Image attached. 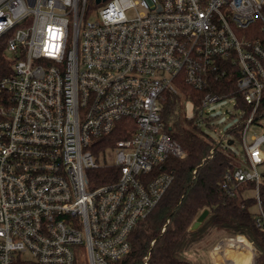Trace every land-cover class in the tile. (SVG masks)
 <instances>
[{"label":"built area","instance_id":"1","mask_svg":"<svg viewBox=\"0 0 264 264\" xmlns=\"http://www.w3.org/2000/svg\"><path fill=\"white\" fill-rule=\"evenodd\" d=\"M0 39V264L128 255L174 180L165 162L188 155L165 130V92L202 122L233 102L244 165L223 188L254 183L264 226V0H0ZM120 130L128 137L96 151ZM105 166L116 181L91 185Z\"/></svg>","mask_w":264,"mask_h":264},{"label":"trees","instance_id":"2","mask_svg":"<svg viewBox=\"0 0 264 264\" xmlns=\"http://www.w3.org/2000/svg\"><path fill=\"white\" fill-rule=\"evenodd\" d=\"M9 64L6 42L0 39V77L8 73ZM180 91L199 103L200 93L195 89L180 84ZM183 116L182 97L165 92L162 102L165 130L188 155L185 159L170 156L165 162L162 169L172 171L174 180L158 206L133 230L131 250L116 264H145L147 259V264H192L189 253L215 233L221 238L244 237L245 244L257 250L256 264H264V226L257 224V200L245 195L255 189V184H241L233 195L229 194L223 188L224 178L241 166V159L231 146L214 144L196 126H191L192 121L183 120ZM241 130L242 124L228 130L234 144L240 140ZM126 137L121 130L114 132L110 138L100 140L96 151ZM91 174L90 184L99 186L116 181L120 169L105 166L90 171ZM260 199L264 211V182L260 186ZM205 210H209V216L200 228L192 230ZM76 264L89 262L79 257Z\"/></svg>","mask_w":264,"mask_h":264},{"label":"rangeland","instance_id":"3","mask_svg":"<svg viewBox=\"0 0 264 264\" xmlns=\"http://www.w3.org/2000/svg\"><path fill=\"white\" fill-rule=\"evenodd\" d=\"M209 112L210 118L208 122H202L197 117H195V113L192 105H187L186 115L184 114L183 120H190V118H194L191 126H196L204 135L208 136L214 144L219 142H223V144H228V141L233 137L232 135H227L228 130L235 125L236 122V113L233 106V102H224L210 106L207 109ZM256 129V128H255ZM253 128V130H255ZM253 130L249 133V136L253 135ZM259 134L264 133V128H260ZM226 137V138H225ZM225 138V139H224ZM232 149L238 154L241 159V164L244 165V149L239 141H235V144L231 146ZM260 172L264 173V167L260 168ZM264 182V179H263ZM254 190H248L245 195L246 196H254ZM253 211L255 209L253 208ZM227 238H221L219 233H215L210 236L204 243L196 251H192L189 253L188 257L192 264H217L214 256L215 248L226 240ZM245 242V241H244ZM243 242V248L246 252L249 253L252 261L254 257V262L256 264L255 254L256 249L254 246H248ZM254 247V248H253ZM213 250V251H212ZM256 250V251H255ZM213 253H212V252ZM83 261L87 259L86 255L81 258ZM253 262V264H254Z\"/></svg>","mask_w":264,"mask_h":264},{"label":"bare ground","instance_id":"4","mask_svg":"<svg viewBox=\"0 0 264 264\" xmlns=\"http://www.w3.org/2000/svg\"><path fill=\"white\" fill-rule=\"evenodd\" d=\"M244 237L227 238L220 243L214 252L217 264H253L248 252L243 248ZM245 243V242H244ZM211 251V252H212ZM212 252V253H213ZM256 259V254H255ZM255 264V262H254Z\"/></svg>","mask_w":264,"mask_h":264},{"label":"water","instance_id":"5","mask_svg":"<svg viewBox=\"0 0 264 264\" xmlns=\"http://www.w3.org/2000/svg\"><path fill=\"white\" fill-rule=\"evenodd\" d=\"M233 141L229 142V145H232ZM209 216V210H205L199 217L198 219L195 221L192 230H197L198 228H200V226L203 224V222L206 220V218Z\"/></svg>","mask_w":264,"mask_h":264}]
</instances>
